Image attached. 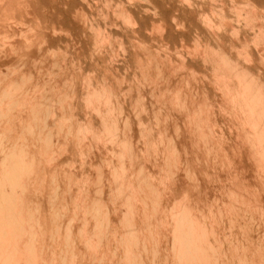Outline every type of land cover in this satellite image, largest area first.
Wrapping results in <instances>:
<instances>
[{"label":"rangeland","instance_id":"obj_1","mask_svg":"<svg viewBox=\"0 0 264 264\" xmlns=\"http://www.w3.org/2000/svg\"><path fill=\"white\" fill-rule=\"evenodd\" d=\"M71 1L72 0H59L57 2V0H52V4H53L52 13H51L52 24L49 28L52 29L53 27V29L52 30L49 29L50 30V36L48 38L49 42H41V43L36 42L37 54L34 58L35 60L34 63L36 64L37 71H45V72L53 71V77H51L50 80L48 78L47 79L42 78L37 75L34 81L35 83L38 82L37 85L42 88L37 91H41V90L42 91L32 94L34 100H31L32 102L31 105H26V106L22 105L21 107V109L23 110L22 115L27 114L23 116L27 120L26 122L31 123L30 128H32L33 131H36L37 135L40 134V136H38V139L40 137V139L46 141L49 138V140H47L48 143L46 144L47 151H44L43 157L39 156V161L41 164L39 165L38 168V176L35 177L34 175L30 179L29 178L24 179V182H21L20 184L18 183L17 185L19 186L20 189L17 188L19 189L17 191L19 192L13 191V189L10 190V195L13 193L16 194L17 197L15 199L19 197L18 202L21 200V204H22V205L20 204V210L22 211L21 214L23 216L22 218L24 219L23 225L25 226V229L21 234L22 248L27 247V249L28 248L31 249L30 246L32 245L31 247L33 248L31 249V252L33 253L34 251V254L36 256L35 258L33 254L35 264H50V263L75 264V262L76 264H98V263L99 264H177L176 263L177 260L175 258L178 257L179 258L177 262H179V260L181 259L180 261L183 264H185L186 261L190 262L188 264H192L193 263L191 262L192 260H188L187 259L188 257L187 258L185 257L189 254L188 252L190 253L192 252L190 254L192 255L193 251L194 250L196 251L194 246L192 247V245L191 246L188 245L189 242L191 244L192 242L194 243V240L193 241L187 240L190 237L189 235H186L187 239L185 238V234H187L185 232H188L189 234L190 229H187L188 228L187 226H184V228L186 227V229H184L181 227L180 224H182V220L186 216L183 215L184 213L188 214V211L189 212L194 211L193 213L196 215L197 218H199L198 220L200 222L205 221L204 222L205 224L203 222L199 223V224L203 223L202 224L203 226L202 225L200 226L204 227L203 230H201V232L203 233V231H207L203 233V235H206L204 237H207L208 231L210 230L208 236L210 241L207 238L208 241L207 243L211 246L209 247V245H206L207 244L205 240L206 238L203 239V237H200V239L202 238L201 240H203L205 244H203L204 243L203 241L202 243L200 241L199 245L203 244L204 248L205 246L206 247L208 246L206 248V251L210 248L208 252L210 251L212 253V256L210 255L209 257H206L205 258L206 260L204 258H201L200 259V261L202 260L201 263L205 262L207 264L209 263L213 264L212 260L215 261L217 259L216 260L217 262H214L215 264H220L221 260L222 262H224L223 260H225V262L229 260L225 264H229V263L232 264V261L233 264H237V262L238 264H241L243 263V261L242 262L240 261L243 260L244 257H246L244 258L246 259L245 264H249V263L254 264L256 260L260 258L264 259V256L262 257V255H264L263 254L264 232H262L264 231L263 230L264 229V151L262 153L263 150L262 147L264 146V140H263L264 136H261V134L264 133V127H263L264 126V122H263L264 121V112H263L264 110L263 109L264 108V0H95V1L73 0L72 2ZM74 1H76L77 4L79 1V4L78 5L75 4L76 2ZM83 1L84 4L81 3ZM39 2H42V0H40ZM66 2H68V4ZM65 4H67L68 6L67 8ZM55 5L58 6L57 9ZM85 6L88 7L85 8ZM170 6L172 8H170ZM88 9L91 12L90 15ZM64 10L66 11V13H64ZM54 12L56 13V15ZM72 13H73V18L71 15ZM94 17H96L97 19H93ZM39 18H41L42 22H45V16L39 14ZM54 19L55 20L58 19L57 23ZM183 20L187 21V23ZM129 21H131L132 23ZM164 24L169 28L167 29V27ZM86 25L92 27L89 28L88 26L86 27ZM66 27L67 29H64ZM141 28L142 30H140ZM164 29H167L165 30L166 32L164 31ZM65 30L67 31L65 32ZM138 32H141L142 35L140 33L138 34ZM66 33L69 34L70 36L66 35ZM173 35L174 37H172ZM65 39L66 42H64ZM77 45L81 50L79 48H76L78 47ZM76 49L77 51L75 52ZM67 50L71 54H69ZM44 51L47 53H45ZM51 62L55 67L52 65ZM39 63H42V65ZM91 63L94 64L91 65ZM228 65H230V69L228 68L229 67ZM235 65L238 66V68L235 67ZM62 66L64 67L62 68ZM178 67L180 68V70ZM155 68L157 69L155 70ZM249 73L251 74V76H253L252 78H250L251 76ZM242 75L245 77H243ZM101 77L103 78L101 79ZM243 78H246V81ZM88 80L89 81L91 80V83ZM87 81L89 82V85ZM63 82H65L66 84ZM235 83H237V85ZM255 83H258V85ZM259 83H261L263 86ZM242 86L247 88V89L245 88L246 91L242 90L244 89ZM68 87L71 89L69 90ZM256 87H258V90ZM239 88L242 89L239 90ZM250 89L254 90L255 93L252 91L247 92V90ZM75 90L77 92H75ZM109 90H111V92H109ZM259 90L260 93H258ZM92 91L96 92V94L93 93ZM71 92L73 94H71ZM179 92L181 93L180 95L177 94ZM250 92H252V94H250ZM65 94L68 97L67 96L65 97ZM91 94H94V96H90ZM254 94L255 97L253 96ZM256 94H259L258 95L259 98L258 96L256 98ZM110 95L113 96L110 97ZM85 96L87 98H85ZM105 96L107 98H102ZM186 96H190L193 104H196L195 106H192V109L189 106V108L191 109L190 113H186L182 109L183 106L181 107L183 101L185 100L183 98H185ZM91 97H96L97 99L96 98L92 99ZM98 97L102 98L104 101L102 99L100 101V98ZM57 98L59 99L55 100ZM138 99L139 101H137ZM250 99L253 101H250ZM47 100L48 101L52 100L54 107H52V105L49 107L48 104H41V101L45 103V101L47 102ZM84 100L85 101L88 100L89 102L87 101L85 103ZM134 100H136V102ZM256 100L259 102V104ZM56 101L60 102L61 104L57 103ZM104 102L105 103L108 102V103L104 104ZM254 102L256 103L255 105ZM118 103L120 104V106ZM179 103H181V105ZM55 104L56 105L58 104L59 106L58 105L56 106ZM123 104L125 105V107ZM80 105L83 106L81 107ZM247 105L248 107H251V110L250 108L247 107ZM256 105L258 107L262 106L260 107L261 109L256 107ZM45 106H47V108L49 107L48 110L47 108L44 110ZM97 107L99 108L98 109L99 111L97 110ZM193 109L197 114L192 111ZM74 110L76 111V114L74 113L75 112ZM97 111L100 114L97 113ZM10 112L11 110L7 109L6 107L3 109V113H4L3 115H7ZM46 112L50 113V115L49 116L46 115ZM96 113L99 114L100 117ZM252 113H255L254 116ZM256 115L258 116L259 119H257ZM101 116L103 118H101ZM39 118L41 122L39 121ZM251 118L252 120L255 121L249 120ZM156 119L158 120V123ZM187 119H191V120L193 119L194 121L182 122L183 120H187ZM81 120L82 122H80ZM203 120L208 121L207 123L208 126L205 125L206 123H203ZM23 121L25 122V120ZM104 122L107 123L105 124ZM164 122L168 124V126H166L167 131H162ZM252 122L255 123L254 127L256 129L253 127ZM259 122L261 124L263 122V124L261 125ZM174 124H178V125L175 126ZM43 125L46 128L48 127V129L44 130ZM59 125H61L62 127L61 126L58 127ZM105 126L106 129L104 128ZM59 128L61 131L59 130ZM111 128H113V130ZM6 130L7 129H5V125H4V127L1 128V131L3 132ZM45 131H51L49 132V136H47L48 132ZM77 131L78 134L80 132L81 135L80 134L78 135L76 133ZM255 131L257 133H255ZM107 132L110 133L107 134ZM164 132H166L169 135L167 137L170 140L168 138L165 139L164 134H162ZM177 132L181 136H179V134H176ZM126 135L131 141V143L127 142L126 144L129 145L130 143V145H132L133 147L135 145L136 149L134 148V153H136L137 155L134 156L135 162L138 160L140 163H142L144 165L143 167L144 170H142V172L147 174V176L152 181H154V184L151 183V190L153 191V189L154 190L156 189V191L158 190L159 192V195L161 197L160 202L162 203V205L154 206L151 203V205L149 206V210L152 212V213L150 212V214L153 215L155 218L159 217L160 219H164V222L162 224H157L154 218L151 222L152 224L151 227L144 225L143 228L137 230L135 228L136 226L135 224L131 225L129 223L131 219H134L136 222V220H139L140 218H146L145 217L146 213H144L145 209L143 210V208L139 203L141 201L142 185L138 187L139 185H137L136 183L128 184L127 181V174L131 176L133 171L136 169L132 168L129 159V153L126 152L125 150L124 137L127 138ZM247 135L250 136L248 137ZM257 135L259 136L258 141L256 139L258 137ZM162 136H163V140H161ZM260 137L263 138L260 139ZM10 139L13 138L10 137ZM10 139L9 137L4 138V136L2 137L0 136V146H3L0 147V154H1L0 162L3 163L7 161L5 162L6 164H9V166L10 165L13 166L12 162L15 161L13 156L17 151L15 150V148L12 149V147L14 146L23 147L21 149L22 151L25 150L24 146H26L27 144H26V140L23 141L17 138V141L13 142V140L11 141ZM177 139L178 141L174 142V140ZM259 141L263 144L262 147L259 146L261 144ZM193 143H196L199 146V149ZM251 146H252V150H251ZM61 147H63V149ZM139 147L140 149H138ZM59 148L61 149V151ZM162 148L164 149V151ZM64 149H66V151ZM209 150L213 153L214 156H212V154L209 155L207 153L209 152ZM220 150L222 151L220 152ZM197 151L199 156L201 154L200 157L196 154ZM140 152L143 153L140 154ZM257 154L258 155L262 154V155H260L259 157L257 156ZM241 155H243L242 158ZM217 156H223L224 166L220 167V164H218V166H216L218 167L217 169L216 168L213 169L211 168V166L208 167L206 161L209 157H210L209 164L213 163L212 160L213 157L215 163L216 164L219 163L220 159H216ZM60 157L63 158V160L65 161H63ZM96 157L99 159H96ZM2 158L5 159L2 160ZM121 159L124 160L122 161ZM186 159L187 161H185ZM162 160L165 163L167 161H170L169 164H171V168L167 170L166 166L164 165L165 163H163ZM54 161L57 162L56 165ZM59 162L64 164L62 165ZM203 162L208 167L209 172L213 169L215 173L214 174H212V172L209 174L207 173V176L209 177H207L205 173L200 174L199 171L201 170V168H203L204 171V168L206 167ZM243 163L245 165H243ZM48 164L50 166L52 164L53 165L51 166L52 168ZM236 166L238 167V169L236 168ZM122 168H123V173H122ZM193 169L195 170L196 174H200L199 177L201 179L198 177L199 179L198 181L201 182L202 184L203 182L205 184L207 183L206 185L207 187H209V189L206 188L205 191L201 190L200 192L203 194V197L205 199L202 197V194L197 193V189L199 188L195 189L191 187L192 183L195 182V179L190 177L191 173L193 172ZM112 170H114L117 173H114V171ZM217 172L219 175H217ZM100 173L102 174L100 175ZM115 174H117L119 177L116 176ZM211 175L213 176L215 175L214 177L216 176L217 177L213 179ZM113 177L114 179L115 177H118L120 180L116 178L115 179L117 181L116 183ZM204 178L205 179L209 178V179L205 180ZM212 179L214 182L216 181V183H214L213 181L211 182L210 180ZM232 179L234 180V182L232 181ZM221 180L224 182H222ZM97 182H99L98 186L100 188L101 197H99L100 198L99 199L97 196V199L94 202V200L92 199H95V194L97 192L95 186ZM218 182H221L220 184L222 185L221 187L222 190H220L219 187L220 185ZM232 182L237 187L240 182L242 184L244 183L245 185L249 184V186L252 188L251 190H253V192L250 193L251 196L257 200L259 199V201L257 203L245 204V205L237 202L235 198H232V196H230V192L227 190V188L231 187L230 185L232 184ZM10 183L13 184L11 180ZM209 183L215 187L210 186ZM58 184L62 186L66 185V187L67 186L73 187L74 189H71L72 197L63 196L60 190L57 188L59 186ZM118 184H119V189H118ZM216 184L219 186L216 187ZM120 185L122 188L120 187ZM130 185L133 186L131 187ZM226 185L228 186L226 187ZM11 187L12 186H10V188ZM201 187L203 189L205 188L204 186ZM211 187L214 189H212ZM210 188L215 192L211 191ZM26 189H28L27 192H25ZM224 189L226 190L224 191ZM206 190L208 192H206ZM194 191L195 193L191 195L192 192ZM220 191H221V195L225 194L224 195L225 199L224 198L223 199L227 201L229 200L227 204H226L227 201H224L221 198L223 197V195L220 197ZM23 192L27 193V197L23 195ZM212 192L214 193L219 192L214 195L217 198L219 197L218 199L220 201L217 200V198H215ZM206 193L210 194V196L213 199L209 197L208 194ZM194 195L197 198L193 197ZM127 196H129L130 199ZM137 196L140 197L139 198L140 200H138ZM209 198L211 200H209ZM125 199L127 201H125ZM13 200L9 199L10 202ZM80 200H82L83 202ZM222 200H223V204L225 205V208L226 206H228V204L230 208L228 207L226 209L223 208L224 205L221 203ZM205 202H207V204L209 202L210 205L209 204L207 205ZM213 202L216 203L218 206L215 207L216 205ZM230 202H232L233 205ZM10 204H12V202ZM62 204H65L67 208L69 206L70 209H68V213L65 212L64 208H62L63 207ZM91 204L99 208L97 220L96 219L92 220L93 219L92 215L95 216V213L93 214L90 213L92 211L91 207H89ZM197 204L199 205V207ZM205 204L207 205V208L204 209ZM193 205H195L194 209H192ZM247 205H249L248 206L249 209ZM196 206L198 208H201L202 206L203 207L201 209H198ZM183 207H185L186 209H184ZM214 207L216 209V214L215 212L213 213V211H215ZM245 207L247 208V212ZM211 208H213V210ZM243 208L245 209V212L241 211V209L243 210ZM202 209H203V214L201 213ZM210 209L212 210V212L210 214H208L209 212L206 213L210 216L209 217L206 216L204 211L206 212V210L209 211ZM227 209L228 211H225ZM236 209L239 212V215L237 214ZM250 209L252 210L253 213L251 212ZM256 209L257 210L261 209L260 210L261 212L259 211V215H257L258 211L256 212L255 211ZM74 210L75 212H73ZM185 210L187 211V213ZM229 210L231 212L233 211L232 215ZM64 212L67 213L66 218L62 216ZM125 212H127L128 214L127 213L125 214ZM198 212L202 215H200ZM227 212L229 214H227ZM254 212L257 215L256 218L253 217L256 216L253 215L255 214ZM102 213L103 215L102 217H100L99 215ZM123 213L125 215H128L129 221L125 219L126 217L124 218ZM218 213L219 215H217ZM233 213H235L236 215H234ZM250 213L253 216H251ZM173 214H176V216H178V218L180 217V219L176 220L178 218H176V216L173 217ZM212 214H215L213 216L217 215V217H212L214 218V221L212 220L213 223L211 222L210 223L211 226H209L208 220H210ZM188 215H190V213ZM218 216H219V220H217ZM226 216H228V218ZM240 216H244V217L246 216L245 220L244 219L241 220ZM203 218L204 220H202ZM233 218L234 219L236 218L235 222L238 223L237 225L234 222ZM257 218L259 219L263 218V219L262 220L258 219L259 222L257 223L256 222ZM114 219L117 221H114ZM239 219L240 222H237L239 221ZM106 220L109 222L112 220L114 221L111 222L112 225L110 228L109 226L111 223L108 222L109 224H107ZM180 220L181 223L179 222ZM34 221L35 223H33ZM174 221H177V223L179 222L180 223V224L178 223L179 226H176L177 223L176 222L174 223ZM218 221H221V223L225 225L223 224L221 225L220 222L218 223ZM243 221H245V223ZM246 221H248L249 224ZM96 222L98 223L97 225ZM227 223L229 225H227ZM240 223H241L240 227L241 226L244 227L243 229L245 231L247 230L246 233L248 232L249 233V234L247 233L248 235L246 234L245 236V232L242 230V228H239L238 225ZM246 223L248 226H251L249 227L250 229L248 228V226H244V224ZM212 224H214V226L216 224V226L212 227ZM259 224H261L260 225L261 228L259 227ZM204 225L210 228L207 229V227ZM219 225L220 227H218L217 229L216 227ZM96 226L98 228H103L105 226L107 231L110 230L108 232H110L111 235L113 233V230L111 229L112 226L115 229L118 228L116 229L118 230V232L115 235L117 236L116 237L117 239L114 240L113 235H112V239H110L111 236H109L110 234L108 232L106 233L101 232L99 239L97 238L98 240H95L96 239L95 238L94 241H91L92 232L89 229L91 227L94 232V228H96ZM118 226L120 227V229ZM227 226L230 227L228 228ZM237 226L238 228H236ZM173 227L174 229H172ZM180 227L182 230L184 229L183 232H181L182 230H180ZM223 227L227 230L229 229L230 233L228 232L229 230L225 231ZM222 228H223V232H222ZM254 228H257L258 230ZM175 229L176 230L178 229V231H176ZM150 230H154V231L157 230V232L155 234H151ZM214 230L218 232L217 234L220 237V239L217 238L218 237L217 235H215L216 237L213 236L214 234H216ZM239 230H241V234ZM254 230H256L255 233ZM137 231H140L139 232L140 234L137 233ZM141 231L143 232V234ZM249 231H251V235ZM176 232L178 235L184 234L183 236L187 242L180 241L178 243L180 246H178L177 242L179 241V239L184 240V238H182V235H180L181 237L178 235L173 236L174 234H176ZM201 232L199 231L200 234L199 235L197 234V237L202 236ZM235 233H237V236ZM29 234L33 236L31 237V235ZM171 234H173L172 236L174 238L178 239L179 237V239L175 240L171 236ZM230 234L232 235L235 234V235L231 237ZM212 236L213 238H211ZM240 236L243 237L240 238ZM258 236L261 238L259 239L260 241H258L259 238ZM172 238L174 240H172ZM237 238L238 240L240 239L241 240L238 241L236 240ZM256 238L257 240H255ZM77 239H78V244H81V247L78 245H74ZM218 239H219L218 242L220 243L216 242V240ZM224 239L226 240L228 239V241L231 242L227 243L228 242L227 241L225 243L226 240L224 241ZM213 240L215 244L217 243V245L218 244L219 245L218 246L214 245ZM244 240H247L248 242ZM251 240L254 241V243L251 242ZM234 241L236 242V244ZM233 243L234 246L233 245H231L232 247L229 246L230 244ZM252 243L253 245L259 247V249L256 247L258 249L257 251L254 246L252 247V245H250ZM258 243H260L261 245H258ZM103 244L104 245L107 244V246L105 247ZM212 244L215 246V248H213L214 246ZM237 244L240 246H238ZM184 245H186L187 247H185ZM92 246L93 247L95 246L96 248L95 247L93 248ZM227 246L228 249L231 247L229 252L227 250L229 254L226 252ZM188 247H191L192 249ZM187 248L189 249V251ZM221 248H224V250ZM248 248L251 249L247 250ZM260 248L263 249L261 250L263 252L262 254ZM215 249H218L217 250L218 253L217 251L214 252ZM241 249H245L243 250V255L242 253H240ZM101 250L104 252L103 254L100 253ZM221 250H223L224 254L223 253L221 254ZM231 250L232 252L237 251L236 252L237 254L235 253L234 255L233 254L234 252L232 253ZM88 251H90V253L92 252L91 254L94 253L95 255L94 256L91 255ZM247 251L251 253L249 254ZM172 254H174V256H172ZM246 254L248 258L249 256L251 257L249 258L250 260H247L248 258ZM254 254L255 256L257 254V256L260 258L256 256L258 258L257 259L254 256ZM260 254L261 256H259ZM80 255L83 258H81ZM190 255H188L189 259H191ZM230 255H233L231 258V260L233 259L232 261L229 259L231 257ZM236 255L237 257H235L236 259L235 260L234 256ZM221 256L223 259L221 258ZM210 257L212 258L210 259ZM208 258L209 260H211L210 262H207ZM172 259L174 263L172 262ZM262 259L258 260L260 264H264L263 263L264 260ZM218 260L220 261L219 263ZM253 260L255 262H250ZM200 261L199 264H201ZM181 262L179 263L182 264ZM194 262H195L194 264H197L196 261ZM257 263L258 262H256V264Z\"/></svg>","mask_w":264,"mask_h":264},{"label":"bare ground","instance_id":"obj_2","mask_svg":"<svg viewBox=\"0 0 264 264\" xmlns=\"http://www.w3.org/2000/svg\"><path fill=\"white\" fill-rule=\"evenodd\" d=\"M40 0H0V136L2 137V136H4V138H6V137H9V139H10V137L11 138H13V139H10L11 141L13 140V142L14 141H17V138H19V139H21V140H26V146H24V148H25V150H22L21 151V149L23 148V147H17V146H14V147H12V149H14L15 148V150L17 151V152H15V154H14V156H13V158H14V162H12L13 163V166H9V164H6L5 162H7V161H5V162H0V264H35V261H34V256H35V254H34V251H33V253L31 252V249L33 248V247H31L30 246V248L31 249H27V247L26 248H22V244H21V237H22V232H23V230L25 229V226L23 225V223H24V219L22 218L23 216H22V214H21V210H20V204H21V200L18 202V198L17 199H15L16 197H17V195L16 194H11L10 195V190L11 189H13V191H16V192H19V191H17V190H19L20 188H19V186L17 185L18 183L20 184L21 182H24V179H30L32 176H34L35 175V177H37L38 176V168H39V165L41 164L40 163V161H39V156H42L43 157V155H44V151H47V148H46V144L48 143L47 142V140H49V138L45 141V140H43V139H40V137H39V139H38V136H40V134L39 135H37L36 134V131H33L32 130V128H30V124L31 123H29V122H26L27 120L25 119V117H23V116H25V115H27V114H25V115H22V109H21V107H22V105L23 106H26V105H31L32 104V102H31V100H34L33 99V97H32V94L33 93H36V92H41V91H37V90H40V89H42L41 87H39L37 84H38V82H36L35 83V77H37V75L38 76H40V77H42V78H48V79H50L51 80V77H53V71H47V72H45V71H37L36 70V64L34 63L35 62V60H34V58H35V56H36V47H37V45H36V42H49L48 41V38H49V36H50V30H52L53 29V27H52V29H50L49 27L51 26V13H52V7H53V4H52V0H42V2H39ZM59 0H57V2H58ZM73 1V0H72ZM71 1V2H72ZM95 1V0H94ZM70 2V3H71ZM74 2H76V1H74ZM87 2V1H86ZM65 3V2H64ZM67 4H68V2H66ZM81 3H83L84 4V1L83 2H81ZM58 4V3H57ZM56 4V5H57ZM60 4V3H59ZM67 4H65L66 5V8L68 7L67 6ZM75 4H77V2L75 3ZM78 4H79V1H78ZM77 4V5H78ZM95 4V3H94ZM55 5V6H56ZM62 5V4H61ZM96 6V5H95ZM83 7H84V5H83ZM88 7V6H87ZM86 6H85V8H87ZM94 7V6H93ZM58 8V6H56V9ZM61 8V7H60ZM72 8V7H71ZM74 8V7H73ZM79 8V7H78ZM170 8H172L171 6H170ZM55 9V10H56ZM65 9V8H64ZM75 9V8H74ZM73 9V10H74ZM84 9V8H83ZM77 10V9H76ZM59 11V10H58ZM85 11V10H84ZM88 11H89V9H88ZM88 11H86V12H88ZM93 11V10H92ZM55 13V12H54ZM64 13H66V11L64 10ZM71 13V12H70ZM90 11H89V15H90ZM189 13H191V12H189ZM39 14H41V15H43V16H45V22H42V20H41V18H39ZM59 14V13H58ZM61 14V13H60ZM69 14V13H68ZM87 14V13H86ZM93 14V13H92ZM53 15V14H52ZM55 15H56V13H55ZM70 15V14H69ZM72 15V18H73V13L71 14ZM65 16V15H64ZM102 16V15H101ZM104 16V15H103ZM190 16H191V14H190ZM52 17H54V16H52ZM62 17V16H61ZM129 17V16H128ZM132 17H133V15H132ZM56 18H57V16H56ZM59 18V17H58ZM80 18V17H79ZM93 19H97L96 17H94ZM134 19V18H133ZM55 20V19H54ZM57 20L58 19H56L55 21H56V23H57ZM60 20V19H59ZM80 20V19H79ZM85 20V19H84ZM136 20V19H135ZM140 20V19H139ZM94 21V20H93ZM137 21V20H136ZM183 21H185V20H183ZM69 22V21H68ZM125 22V21H124ZM129 22H131V21H129ZM135 22V21H134ZM138 22V21H137ZM186 23H187V21H185ZM55 23V24H56ZM89 23H91V22H89ZM97 23H98V21H97ZM132 23V22H131ZM189 23V22H188ZM61 24V23H60ZM87 24V23H86ZM93 24V23H92ZM211 24V23H210ZM79 25H80V22H79ZM99 25V24H98ZM165 25V24H164ZM62 26V25H61ZM88 25H86V27H87ZM134 26V25H133ZM132 26V27H133ZM166 26V25H165ZM189 26H190V24H189ZM57 27V26H56ZM55 27V28H56ZM59 27V26H58ZM82 27V26H81ZM89 27V26H88ZM90 27H92V26H90ZM89 27V28H90ZM136 27V26H135ZM134 27V28H135ZM167 27V26H166ZM209 27V26H208ZM100 28V27H99ZM109 28V27H108ZM169 27H167V29H168ZM50 29V30H49ZM57 29V28H56ZM55 29V30H56ZM59 29V28H58ZM64 29H67V27L66 28H64ZM88 29V28H87ZM94 29V28H93ZM167 29H164V31L165 30H167ZM140 30H142V28L140 29ZM140 30H138V31H140ZM161 30H163V29H161ZM60 31H61V29H60ZM67 30H65V32H66ZM69 31H70V28H69ZM91 31V30H90ZM93 31V30H92ZM156 31H157V29H156ZM155 31V32H156ZM73 32V31H72ZM89 32V31H88ZM135 32V31H134ZM161 32V31H160ZM166 32V31H165ZM261 32V31H260ZM59 33V32H58ZM61 33H62V31H61ZM60 33V34H61ZM68 33V32H67ZM66 33V35H69V34H67ZM92 33V32H91ZM141 34V32H138V34ZM145 33V32H144ZM55 34V33H54ZM74 34V33H73ZM151 34V33H150ZM171 34V33H170ZM53 35V34H52ZM56 35V34H55ZM54 35V36H55ZM65 35V36H66ZM83 35V34H82ZM95 35V34H94ZM142 35V34H141ZM160 35V34H159ZM163 35H164V33H163ZM166 35H167V33H166ZM165 35V36H166ZM70 36V35H69ZM84 36V35H83ZM93 36V35H92ZM151 36V35H150ZM143 37H145V36H143ZM172 37H174V35L172 36ZM70 38V37H69ZM91 38V37H90ZM171 38V37H170ZM169 38V39H170ZM75 39V38H74ZM80 39H81V37H80ZM115 39V38H114ZM41 40V41H40ZM93 40V39H92ZM98 40H100V39H98ZM60 41V40H59ZM58 41V42H59ZM79 41V40H78ZM143 41V40H142ZM162 41H163V38H162ZM64 42H66V39L64 40ZM57 43V42H56ZM63 43V42H62ZM54 44V43H53ZM58 44H60V43H58ZM46 45V44H45ZM48 45V44H47ZM51 45V44H50ZM56 45V44H55ZM53 46V45H52ZM59 46V45H58ZM69 46V45H68ZM78 46V45H77ZM39 47V46H38ZM44 47H46V46H44ZM50 48V47H49ZM66 48V47H65ZM76 48H79V46L78 47H76ZM69 49V48H68ZM74 49V48H73ZM80 49V48H79ZM78 49V50H79ZM119 49V48H118ZM45 50V49H44ZM63 50V49H62ZM81 50V49H80ZM52 51V50H51ZM54 51V50H53ZM77 51V49L75 50V52ZM38 52V51H37ZM45 52V51H44ZM67 52H68V50H67ZM94 52H96V51H94ZM113 52V51H112ZM124 52V51H123ZM45 53H47V52H45ZM69 53V52H68ZM198 53V52H197ZM218 53V52H217ZM222 53V52H221ZM69 54H71V53H69ZM73 55V54H72ZM78 55H81V54H78ZM223 55V54H222ZM43 56V55H42ZM53 56H55V55H53ZM74 56H76V55H74ZM217 56H218V54H217ZM68 57V56H67ZM77 57H79V56H77ZM90 57V56H89ZM221 57H223V56H221ZM52 58V57H51ZM69 58V57H68ZM67 58V59H68ZM185 58V57H184ZM219 58V57H218ZM75 59H76V57H75ZM93 59V58H92ZM132 59V58H131ZM40 60V59H39ZM69 60V59H68ZM72 60V59H71ZM56 61V60H55ZM90 61H91V59H90ZM93 61V60H92ZM221 61V60H220ZM39 62V61H38ZM57 62V61H56ZM68 62V61H67ZM75 62V61H74ZM81 62V61H80ZM94 62V61H93ZM228 62V61H227ZM231 62V61H230ZM52 63V62H51ZM76 63V62H75ZM95 63H97V62H95ZM222 63H223V61H222ZM236 63V62H235ZM39 64H41L42 65V63H39ZM55 64V63H54ZM92 64H94V63H91V65ZM52 65H53V63H52ZM56 65H57V63H56ZM64 65V64H63ZM67 65H68V63H67ZM238 65V64H237ZM39 66V65H38ZM54 66V65H53ZM156 66H157V64H156ZM229 66V67H228ZM227 67L230 69V65H228ZM55 67V66H54ZM64 66H62V68H63ZM83 67V66H82ZM91 67V66H90ZM235 67H237L238 68V66H236L235 65ZM39 68V67H38ZM53 68V67H52ZM52 68H51V70H52ZM69 68V67H68ZM68 68H67V70H68ZM85 68V67H84ZM158 68V67H157ZM157 68H155V70L157 69ZM179 68V67H178ZM40 69V68H39ZM56 69V68H55ZM57 69H58V67H57ZM41 70V69H40ZM179 70H180V68H179ZM58 71V70H57ZM56 71V72H57ZM178 71V70H177ZM236 71V70H235ZM179 72V71H178ZM67 73H69V72H67ZM159 73V72H158ZM180 73V72H179ZM237 73V72H236ZM235 73V74H236ZM56 74V73H55ZM125 74V73H124ZM138 74V73H137ZM250 74V73H249ZM159 75H161V74H159ZM240 75V74H239ZM67 76V75H66ZM68 76H69V74H68ZM75 76H77V75H75ZM138 76V75H137ZM243 76V75H242ZM241 76V77H242ZM250 76H251V74H250ZM250 76H248V77H250ZM64 77V76H63ZM80 77V76H79ZM161 77H163V76H161ZM241 77H239V78H241ZM243 77H245V76H243ZM253 76H251L250 78H252ZM68 78V77H67ZM103 77H101V79H102ZM236 78V77H235ZM249 78V79H250ZM99 79V78H98ZM193 79V78H192ZM222 79H224V78H222ZM243 79H245V81H246V78H243ZM100 80V79H99ZM99 80H98V82H99ZM226 80V79H225ZM242 80V79H241ZM248 80V79H247ZM65 81H67V80H65ZM89 81V80H88ZM87 81V82H88ZM239 81V80H238ZM251 81H252V79H251ZM254 81V80H253ZM256 81V80H255ZM90 83H91V80L89 81ZM89 82H88V85H89ZM94 82V81H93ZM224 82V81H223ZM240 82V81H239ZM257 82H258V80H257ZM63 83H65V82H63ZM234 83V82H233ZM66 84V83H65ZM64 84V85H65ZM77 84V83H76ZM84 84V83H83ZM170 84V83H169ZM236 85H237V83H235ZM255 84H257L258 85V83H255ZM259 84H261V83H259ZM72 85V84H71ZM109 85V84H108ZM178 85V84H177ZM226 85V84H225ZM248 85V84H247ZM252 85V84H251ZM256 85V86H257ZM262 85V84H261ZM69 86H70V84H69ZM81 86V85H80ZM79 86V87H80ZM143 86V85H142ZM234 86V85H233ZM246 86V85H245ZM263 86V85H262ZM64 87H66V86H64ZM84 87V86H83ZM227 87V86H226ZM243 87V86H242ZM69 88V87H68ZM78 88V87H77ZM82 88V87H81ZM141 88H143V87H141ZM244 89H242V88H239V90L240 89H242V90H245L246 91V87H243ZM246 88V89H245ZM248 88H250V87H248ZM255 88V87H254ZM257 88V90H258V87H256ZM260 88V87H259ZM262 88V87H261ZM71 88H69V90H70ZM97 89V88H96ZM95 89V90H96ZM229 89V88H228ZM73 90V89H72ZM78 90V89H77ZM159 90V89H158ZM49 91H51V90H49ZM53 91V90H52ZM94 91V90H93ZM92 91V92H93ZM97 91V90H96ZM132 91H133V89H132ZM248 91H252V92H254V90H247V92ZM66 92H67V90H66ZM75 92H77L76 90H75ZM87 92V91H86ZM109 92H111V90H109ZM129 92V91H128ZM252 92H250V94H252ZM69 93H70V91H69ZM91 93V92H90ZM93 93H95L96 94V92H93ZM99 93H100V91H99ZM120 93V92H119ZM139 93V92H138ZM243 93V92H242ZM245 93V92H244ZM255 93V92H254ZM258 93H260V90H259V92ZM263 93V92H262ZM47 94V93H46ZM71 94H73L72 92H71ZM112 94V93H111ZM135 94V93H134ZM178 95H180L181 93L179 92V93H177ZM176 94V95H177ZM70 95V94H69ZM75 95V94H74ZM99 95V94H98ZM105 95V94H104ZM133 95V94H132ZM259 94H256V98H257V96H258ZM48 96V95H47ZM46 96V97H47ZM63 96V95H62ZM67 95L65 94V97H66ZM90 96H94V94H91ZM89 96V97H90ZM101 96V95H100ZM113 96V95H112ZM111 95H110V97H112ZM135 96V95H134ZM137 96V95H136ZM251 96V95H250ZM254 97H255V94L253 95ZM45 97V98H46ZM64 97V98H65ZM68 97V96H67ZM70 97V96H69ZM97 97V96H96ZM96 97H91L92 99L93 98H96ZM116 97V96H115ZM150 97V96H149ZM152 97V96H151ZM29 98H31V99H29ZM85 98H87L86 96H85ZM98 98H100V97H98ZM102 98H107L106 96L105 97H102ZM102 98H100V101H101V99ZM138 98V97H137ZM247 98H249V97H247ZM246 98V99H247ZM258 98H259V96H258ZM261 98V97H260ZM59 98H57V99H55V100H58ZM72 99V98H71ZM75 99V98H74ZM97 99V98H96ZM125 99V98H124ZM142 99V98H141ZM183 99H185L184 101H183V104L181 105V103H179L180 105H181V107H182V109H183V111H185L186 113H190V111H191V109H192V106H195L196 104H193V102H192V99H191V97L190 96H186L185 98H183ZM251 99H252V97H251ZM250 99V101H253V100H251ZM30 100V101H29ZM41 100V99H40ZM50 100V99H49ZM54 100V99H53ZM63 100V99H62ZM66 100V99H65ZM86 100V99H85ZM84 100V101H85ZM103 100V99H102ZM106 100H108V99H106ZM105 100V101H106ZM116 100V99H115ZM245 100V99H244ZM259 100V99H258ZM263 100V99H262ZM60 101V100H59ZM75 101V100H74ZM88 101V100H87ZM87 101H85V103L87 102ZM97 101V100H96ZM95 101V102H96ZM104 101V100H103ZM135 102H136V100H134ZM137 101H139V99L137 100ZM177 101V100H176ZM247 101V100H246ZM257 101V100H256ZM255 101V102H256ZM23 102H24V104H23ZM57 102V101H56ZM62 102V101H61ZM78 102V101H77ZM89 102V101H88ZM92 102H93V100H92ZM109 102H110V99H109ZM118 102V101H117ZM117 102H116V104H117ZM134 102V103H135ZM144 102V101H143ZM254 102V105L256 104ZM258 102V101H257ZM261 102V101H260ZM57 103H59V104H61L60 102H57ZM80 103V102H79ZM82 103V102H81ZM84 103V104H85ZM108 103V102H107ZM107 103H105L104 102V104H107ZM41 104H48L49 105V107L52 105V107H54L53 105V102H52V100L51 101H48L47 100V102L45 101V103H43L42 101H41ZM89 104V103H88ZM98 104V103H97ZM112 104V103H111ZM119 104V103H118ZM248 104V103H247ZM251 104V103H250ZM258 104H259V102H258ZM257 104V105H258ZM262 104V103H261ZM47 105V106H48ZM56 105V104H55ZM58 105V104H57ZM56 105V106H57ZM64 105V104H63ZM62 105V106H63ZM114 105V104H113ZM124 105V104H123ZM136 105V104H135ZM151 105V104H150ZM157 105H159V104H157ZM244 105V104H243ZM256 105V107H258ZM263 105V104H262ZM37 106V105H36ZM43 106V105H42ZM47 106H45V108H44V110L47 108ZM59 106V105H58ZM76 106H77V104H76ZM81 106V105H80ZM83 106V105H82ZM81 106V107H82ZM92 106V105H91ZM108 106H109V104H108ZM119 106H120V104H119ZM141 106V105H140ZM189 106L191 107V109L189 108ZM252 106V105H251ZM260 106V105H259ZM7 108V109H10L11 110V112L9 113V114H7V115H3L4 113H3V109L4 108ZM48 107V108H49ZM71 107V106H70ZM98 107H99V105H98ZM97 107V110L99 109ZM107 107V106H106ZM124 107H125V105H124ZM153 107V106H152ZM198 107V106H197ZM247 107H248V105H247ZM260 107H262V106H260ZM260 107H258V108H260ZM48 108H47V110H48ZM78 108V107H77ZM248 108H250V110H251V107H248ZM53 109V108H52ZM61 109H63V108H61ZM79 109V108H78ZM95 109V108H94ZM261 109V108H260ZM264 109V108H263ZM46 110V111H47ZM50 110V109H49ZM109 110V109H108ZM107 110V111H108ZM117 110V109H116ZM249 110V109H248ZM257 110V109H256ZM15 111V112H14ZM21 111V112H20ZM75 111V110H74ZM99 111V110H98ZM97 111V113H99ZM122 111V110H121ZM194 113H196L195 112V110L193 109L192 110ZM213 111H215V110H213ZM212 111V112H213ZM13 112V113H12ZM64 112V111H63ZM81 112V111H80ZM110 112V111H109ZM112 112V111H111ZM123 112V111H122ZM133 112H135V111H133ZM146 112V111H145ZM145 112H143V113H145ZM258 112V111H257ZM260 112V111H259ZM261 112H262V110H261ZM260 112V113H261ZM263 112H264V110H263ZM48 112H46V115H50V113H48ZM56 113H58V112H56ZM73 113V112H72ZM75 114H76V111L74 112ZM96 113V114H97ZM107 113V112H106ZM120 113V112H119ZM53 114V113H52ZM100 114V113H99ZM99 114H97V115H99ZM134 114V113H133ZM137 114V113H136ZM139 114V113H138ZM197 114V113H196ZM253 114V116H254V114L255 113H252ZM55 115V114H54ZM53 115V116H54ZM58 115V114H57ZM108 115V114H107ZM123 115V114H122ZM247 115V114H246ZM32 116V115H31ZM59 116V115H58ZM57 116V117H58ZM74 116V115H73ZM80 116V115H79ZM83 116V115H82ZM81 116V117H82ZM121 116V115H120ZM119 116V117H120ZM133 116V115H132ZM155 116H157V115H155ZM249 116V115H248ZM47 117V116H46ZM92 117H93V115H92ZM99 117H100V115H99ZM109 117V116H108ZM117 117V116H116ZM252 117V116H251ZM256 117H257V119H259L258 118V116L256 115ZM49 118V117H48ZM101 118H103L102 116H101ZM107 118V117H106ZM142 118V117H141ZM156 118V117H155ZM262 118V117H261ZM17 120V122H16V120ZM32 119V118H31ZM55 119V118H54ZM115 119V118H114ZM120 119V118H119ZM222 119V118H221ZM23 120H25V122L23 121ZM68 120V119H67ZM116 120V119H115ZM124 120H126V119H124ZM157 120V119H156ZM160 120V119H159ZM249 120H252V118L251 119H249ZM39 121H40V118H39ZM38 121V122H39ZM97 121V120H96ZM166 121V120H165ZM193 122L194 120L192 119H187V120H183L182 122ZM220 121V120H219ZM223 121V120H222ZM252 121H255V120H252ZM262 121V120H261ZM36 122V121H35ZM41 122V121H40ZM63 122V121H62ZM80 122H82V120L80 121ZM102 122V121H101ZM118 122V121H117ZM148 122V121H147ZM156 122V121H155ZM221 122V121H220ZM264 122V121H263ZM263 122H262V124H263ZM34 123V122H33ZM46 123V122H45ZM60 123V122H59ZM105 123V122H104ZM103 123V124H104ZM107 123V122H106ZM105 123V124H106ZM113 123V122H112ZM124 123V122H123ZM157 123H158V120H157ZM203 123H206L205 125L206 126H208L207 125V123H208V121L207 120H203ZM253 123V122H252ZM251 123V124H252ZM260 123V122H259ZM139 124V123H138ZM249 124V123H248ZM250 124V125H251ZM254 124L255 123H253V127H254ZM261 124V123H260ZM261 124V125H262ZM4 125H5V129H7L6 131H1V128L2 127H4ZM55 125V124H54ZM90 125V124H89ZM115 125H117V124H115ZM126 125V124H125ZM143 125H144V123H143ZM175 126H177L178 124H174ZM44 126V125H43ZM61 125H59L58 127H60ZM79 126H80V124H79ZM101 126V125H100ZM128 126V125H127ZM130 126V125H129ZM159 126H161V125H159ZM166 126H168V124H166L165 122H164V124H163V129H162V131H167V129H166ZM196 126V125H195ZM257 126H258V124H257ZM51 127V126H50ZM62 127V126H61ZM117 127V126H116ZM139 127V126H138ZM264 127V126H263ZM83 128V127H82ZM105 129H106V126L104 127ZM157 128H158V126H157ZM199 128V127H198ZM255 128V127H254ZM253 128V129H254ZM258 128H259V126H258ZM261 128H262V126H261ZM46 129H48V127L46 128L45 126H44V130H46ZM73 129V128H72ZM86 129V128H85ZM84 129V130H85ZM110 129V128H109ZM112 130H113V128H111ZM116 129V128H115ZM256 129V128H255ZM59 130H60V128H59ZM74 130H75V128H74ZM78 130V129H77ZM81 130V129H80ZM104 130V129H103ZM138 130V129H137ZM141 130V129H140ZM261 130V129H260ZM12 131V132H11ZM42 131V130H41ZM55 131V130H54ZM61 131V130H60ZM106 131V130H105ZM107 131H108V128H107ZM115 131V130H114ZM159 131H161V130H159ZM176 131V130H175ZM253 131V130H252ZM45 132H48V135L47 136H49V132H51V131H45ZM86 132V131H85ZM117 132V131H116ZM211 132V131H210ZM254 132V131H253ZM257 132H258V129H257ZM256 131H255V133H257ZM260 132H262V131H260ZM259 132V133H260ZM56 133H58V132H56ZM77 134H78V131L76 132ZM101 133V132H100ZM110 132H107V134H109ZM130 133V132H129ZM128 133V134H129ZM161 133V132H160ZM173 133V132H172ZM196 133V132H195ZM209 133V132H208ZM207 133V134H208ZM212 133V132H211ZM68 134H69V131H68ZM79 134H80V132H79ZM78 134V135H79ZM88 134V133H87ZM162 134H164V137H165V139H167L168 137L167 136H169L166 132H164V133H162ZM176 134H179L178 132L176 133ZM254 134V133H253ZM262 134H264V133H262ZM261 134V136H264V135H262ZM81 135V134H80ZM102 135V134H101ZM106 135V134H105ZM124 135V134H123ZM139 135V134H138ZM196 135V134H195ZM204 135V134H203ZM222 135V134H221ZM256 135V134H255ZM254 135V136H255ZM52 136V135H51ZM50 136V137H51ZM107 136V135H106ZM116 136V135H115ZM125 136V135H124ZM127 136V135H126ZM131 136V135H130ZM179 136H181L180 134H179ZM224 136V135H223ZM246 136V135H245ZM248 136V135H247ZM250 136V135H249ZM248 136V137H249ZM258 136V135H257ZM256 136V137H257ZM259 136H260V134H259ZM259 136L256 138L257 139V141H258V139H259ZM24 137V138H23ZM73 137V136H72ZM84 137V136H83ZM123 137V136H122ZM193 137V136H192ZM206 137V136H205ZM57 138V137H56ZM78 138V137H77ZM112 138V137H111ZM118 138V137H117ZM147 138V137H146ZM145 138V139H146ZM160 138V137H159ZM263 138V137H262ZM261 137H260V139H262ZM80 139V138H79ZM98 139V138H97ZM107 139V138H106ZM115 139V138H114ZM131 139V138H130ZM169 139V138H168ZM181 139H182V137H181ZM195 139V138H194ZM84 140H85V138H84ZM113 140V139H112ZM111 140V141H112ZM116 140V139H115ZM133 140V139H132ZM161 140H163V136H162V138H161ZM170 140V139H169ZM173 140V139H172ZM196 140V139H195ZM246 140V139H245ZM248 140V139H247ZM264 140V139H263ZM52 141V140H51ZM76 141V140H75ZM176 141H178V139L177 140H174V142H176ZM254 141V140H253ZM261 141V140H260ZM259 141V142H260ZM61 142H63V141H61ZM67 142V141H66ZM70 142V141H69ZM106 142V141H105ZM127 142H130L131 143V141L129 140V138H128V136H127V138H125L124 137V143H125V150H126V152H128L129 153V159H130V162H131V166H132V168L133 169H136V170H134L133 171V173H132V175L131 176H129V174H127V181H128V184H137V185H139L138 187H140V185H142L141 187H142V195H141V201L139 202L140 203V205H141V207L143 208V210H144V213H146V218H140L139 220H136V222H135V220L134 219H131L130 221H129V219H128V215H125L127 212H125V214H124V218L125 219H127L128 221H129V223L132 225H136L135 226V228L138 230V229H141V228H143L144 227V225H146V226H149V227H151L152 226V224H151V222H152V220L155 218L153 215H151L150 214V210H149V206L151 205V203L154 205V206H160V205H162V203L160 202L161 201V197H160V195H159V192H158V190L156 191V189L154 190L153 189V191L151 190V183L152 184H154V181H152L148 176H147V174H145V173H143L142 172V170H144V165L142 164V163H140L138 160H137V158H136V162H135V158H134V156H137L136 155V153H134V148H135V145H134V147L132 146V145H130V143H129V145L128 144H126ZM134 142V141H133ZM146 142V141H145ZM151 142V141H150ZM166 142H167V140H166ZM183 142H184V140H183ZM256 142V141H255ZM50 143V142H49ZM71 143V142H70ZM69 143V144H70ZM77 143H79V142H77ZM157 143V142H156ZM251 143H253V142H251ZM250 143V144H251ZM261 143V142H260ZM21 144V143H20ZM135 144H137V143H135ZM168 144V143H167ZM171 144V143H170ZM193 144H195V146L199 149V146L196 144V143H193ZM232 144V143H231ZM259 144V143H258ZM22 145V144H21ZM49 145V144H48ZM65 145V144H64ZM73 145V144H72ZM143 145V144H142ZM177 145V144H176ZM204 145V144H203ZM19 146V145H18ZM70 146V145H69ZM122 146V145H121ZM159 146V145H158ZM201 146V145H200ZM250 146V145H249ZM254 146V145H253ZM259 146H263V144L261 143ZM0 147H3V146H0ZM79 147V146H78ZM138 147V146H137ZM143 147V146H142ZM162 147V146H161ZM234 147V146H233ZM62 149H63V147H61ZM73 148V147H72ZM160 148V147H159ZM258 148H260V147H258ZM263 148V150H262V153H263V151H264V146L262 147ZM49 149V148H48ZM60 149V148H59ZM136 149V148H135ZM138 149H140V147L138 148ZM146 149V148H145ZM163 149V148H162ZM254 149V148H253ZM65 151H66V149H64ZM142 150V149H141ZM172 150V149H171ZM251 150H252V146H251ZM2 151V150H1ZM60 151H61V149H60ZM84 151V150H83ZM138 151H140V150H138ZM137 151V152H138ZM163 151H164V149H163ZM206 151H207V149H206ZM222 150H220V152H221ZM11 152H12V150H11ZM75 152V151H74ZM147 152V151H146ZM174 152V151H173ZM179 152V151H178ZM245 152H248V151H245ZM14 153V152H13ZM59 153H61V152H59ZM141 153H143V152H140V154ZM209 155L210 154H212V156H214L213 155V153L209 150V152H207ZM254 153V152H253ZM260 153V152H259ZM258 153V154H259ZM6 154V153H5ZM10 154V153H9ZM50 154V153H49ZM120 154V153H119ZM163 154V153H162ZM191 154V153H190ZM197 155H198V151H197V153H196ZM205 154V153H204ZM249 154V153H248ZM255 154V153H254ZM257 154V156H259L260 157V155H262V154H260V155H258ZM1 155V154H0ZM7 155V154H6ZM54 155V154H53ZM62 155V154H61ZM179 155V154H178ZM203 155V154H202ZM47 156V155H46ZM45 156V157H46ZM51 156V155H50ZM97 156V155H96ZM116 156V155H115ZM121 156H122V154H121ZM186 156V155H185ZM184 156V157H185ZM199 156V155H198ZM200 156H201V154H200ZM199 156V157H200ZM242 156L243 155H241V158H242ZM11 157V156H10ZM59 157V156H58ZM118 157V156H117ZM128 157V156H127ZM166 157V156H165ZM178 157V156H177ZM191 157V156H190ZM211 157V156H210ZM210 157L207 159V166L208 167H210L211 166V168H218V167H216V166H218V164H220V167H222V166H224V159H223V156H217L216 157V159H220L219 160V163H215V161H214V157L212 158V160H213V163L212 164H209V162H210ZM47 158V157H46ZM61 158V157H60ZM123 158V157H122ZM197 158V157H196ZM3 159H5V158H2V160ZM62 160H63V158H61ZM96 159H99V158H97L96 157ZM170 159V158H169ZM56 160H57V158H56ZM55 160V161H56ZM122 160V159H121ZM124 160V159H123ZM122 160V161H123ZM141 160V159H140ZM195 160H197V159H195ZM11 161V160H10ZM46 161H48V160H46ZM52 161V160H51ZM54 161V162H55ZM60 161V160H59ZM63 161H65V160H63ZM62 161V162H63ZM101 161V160H100ZM111 161V160H110ZM166 161V160H165ZM185 161H187V159L185 160ZM121 162V161H120ZM162 162L163 163H165L163 160H162ZM196 162V161H195ZM217 162V161H216ZM237 162V161H236ZM51 163V162H50ZM56 163L57 162H55V165H56ZM60 163V162H59ZM58 163V164H59ZM92 163V162H91ZM170 163V161H167L164 165L166 166V168H167V170L168 169H170L171 168V164H169ZM204 163V162H203ZM60 164H62V163H60ZM64 164V163H63ZM62 164V165H63ZM205 164V163H204ZM206 164H205V166H206ZM49 165V164H48ZM243 165H245L244 163H243ZM50 166V165H49ZM49 166H47V167H49ZM51 166H53L52 164H51ZM50 166V167H51ZM205 167L204 168V171H203V168H201V170L199 171V173L200 174H203V173H205L206 174V176H207V173L209 174V173H211L212 172V174H214L215 173V171H213V169L209 172L208 170V167ZM11 167V168H10ZM219 167V168H220ZM52 168V167H51ZM50 168V169H51ZM236 168L238 169V167L236 166ZM50 169H49V171H50ZM58 169V168H57ZM121 169V168H120ZM138 169V170H137ZM261 169V168H260ZM166 170V169H165ZM100 171V170H99ZM112 171H114V170H112ZM125 171V170H124ZM197 171V170H196ZM221 171H222V168H221ZM151 172H152V170H151ZM47 173V172H46ZM67 173V172H66ZM114 173H117V172H115L114 171ZM122 173H123V168H122ZM193 173H194V176H193ZM12 174V175H11ZM87 174V173H86ZM102 173H100V175H101ZM139 174H141V175H139ZM200 174H196V172H195V170L193 169V172L191 173V176L190 177H192L193 179H195V182L194 183H192V188H195V189H197V188H199V189H197V193H200L201 192V190H204L205 191V189L206 188H208L209 189V187H207V183L205 184L204 182H203V184L201 183V182H199L198 180V177H199V175ZM12 177H11V176ZM78 175V174H77ZM98 175V174H97ZM109 175V174H108ZM116 176H118L117 174H115ZM115 175H113V176H115ZM172 175V174H171ZM217 175H219L218 174V172H217ZM107 176V175H106ZM124 176V175H123ZM126 176V175H125ZM179 176V175H178ZM203 176V175H202ZM206 176H205V178H206ZM212 177H213V179L214 178H216V177H214L213 175H211ZM11 177V178H10ZM109 177V176H108ZM112 177V176H111ZM119 177V176H118ZM118 177H115V179L117 178V179H119ZM189 177V178H190ZM207 177H209V176H207ZM219 177V176H218ZM260 177V176H259ZM200 178V177H199ZM204 178V179H205ZM47 179V178H46ZM77 179H79V178H77ZM86 179V178H85ZM94 179V178H93ZM107 179V178H106ZM113 179H114V177H113ZM114 179V180H115ZM122 179V178H121ZM201 179V178H200ZM207 179H209V178H207ZM207 179H205V180H207ZM213 179L212 180H210L211 182L213 181ZM218 179V178H217ZM220 179H222V178H220ZM219 179V180H220ZM10 180L13 182V184L12 183H10ZM69 180H70V178H69ZM90 180V179H89ZM98 180V179H97ZM120 180V179H119ZM118 180V181H119ZM203 180V179H202ZM31 181V180H30ZM47 181V180H46ZM68 181V180H67ZM108 181V180H107ZM116 181V180H115ZM122 181V180H121ZM192 181V180H191ZM218 181V180H217ZM222 181V180H221ZM232 181L234 182V180L232 179ZM66 182V181H65ZM86 182V181H85ZM207 182V181H206ZM210 182V183H211ZM214 182V181H213ZM222 182H224V181H222ZM232 182V184L230 185L231 187H229V188H227V190L230 192V196H232V198H235L236 199V201L237 202H239L240 204L242 203V204H252V203H257L258 201H259V199L257 200V199H255V198H253L252 196H251V192H253V190H251L252 188L249 186V184L248 185H245L244 183L242 184L241 182L239 183V185H238V187L234 184ZM57 183H58V181H57ZM79 183V182H78ZM98 183L99 182H97V184H96V186H95V188L97 189L96 191V194H95V199H92V200H94V202H95V200L97 199V196H98V198L99 197H101L100 196V188H99V186H98ZM112 183H114V182H112ZM116 183H117V181H116ZM115 183V184H116ZM184 183V182H183ZM209 183V184H210ZM214 183H216V181L214 182ZM219 183V185H217L216 184V187L217 186H219L220 187V190H222L221 189V187H222V185L220 184L221 182H218ZM111 184V183H110ZM114 184V185H115ZM143 184H144V186H143ZM185 184V183H184ZM223 184H225V183H223ZM12 186L11 188H10V186ZM59 186L57 187L59 190H60V192L62 193V195L63 196H69V197H72V190L71 189H74L73 187H70V186H67L66 187V185H64V186H62V185H60V184H58ZM122 185V184H121ZM121 185H120V187H121ZM213 185H215V184H213ZM18 186V187H17ZM123 186V185H122ZM131 186V185H130ZM133 186V185H132ZM131 186V187H132ZM188 186V185H187ZM200 186V187H199ZM201 186H204L205 188L203 189ZM210 186H212L211 184H210ZM228 185H226V187H227ZM88 187V186H87ZM116 187V186H115ZM114 187V188H115ZM130 187V188H131ZM137 187V188H138ZM212 187H215V186H212ZM211 187V188H212ZM225 187V188H226ZM17 188H19V189H17ZM22 188V187H21ZM84 188V187H83ZM122 188V187H121ZM187 188V187H186ZM211 188H210V190H211ZM118 189H119V184H118ZM212 189H214V188H212ZM217 189V188H216ZM215 189V190H216ZM219 189V188H218ZM76 190V189H75ZM128 190V189H127ZM226 189H224V191H225ZM28 191V189H26V191L25 192H27ZM115 191H117V190H115ZM211 191H214V190H211ZM210 191V192H211ZM219 191V190H218ZM224 191H222V192H224ZM227 191V192H228ZM25 192H23V195L25 196V197H27V193H25ZM74 192V191H73ZM119 192V191H118ZM206 192H208L207 190H206ZM215 192V191H214ZM214 192H212L213 193V195L214 194H216V193H219V192H216V193H214ZM22 193V192H21ZM41 193V192H40ZM103 193V192H102ZM193 193H195V191L194 192H192V194L191 195H193ZM121 194V193H120ZM187 194V193H186ZM200 194H202V193H200ZM206 194H208V193H206ZM227 194V193H226ZM229 194V193H228ZM256 194V193H255ZM197 195V194H196ZM204 195H205V193H204ZM223 195V197H221ZM221 195V191H220V197L223 199H225V194H222ZM54 196V195H53ZM200 196V195H199ZM198 196V197H199ZM207 196V195H206ZM208 196L209 197H211L210 196V194H208ZM215 196V195H214ZM213 196V197H214ZM14 197V198H13ZM52 197V196H51ZM128 198H129V196H127ZM193 197H196L195 195L193 196ZM202 197H203V194H202ZM228 197V196H227ZM23 198V197H22ZM22 198H20V199H22ZM126 198V197H125ZM137 198H138V200H140L139 198L140 197H138L137 196ZM192 198V197H191ZM197 198V197H196ZM204 198V197H203ZM212 198V197H211ZM215 198H217L216 196H215ZM219 198V197H218ZM217 198V200H219ZM231 198V199H232ZM9 199H14L13 201H11L12 202V204H13V207H12V204H10L11 202L9 201ZM100 199V198H99ZM130 199V198H129ZM194 199V198H193ZM205 199V198H204ZM213 199V198H212ZM223 199V200H224ZM230 199V198H229ZM91 200V199H90ZM91 200V201H92ZM192 200V199H191ZM195 200V199H194ZM201 200H202V198H201ZM207 200H208V197H207ZM206 200V201H207ZM209 200H211L210 198H209ZM216 200V201H217ZM223 200L221 201V203L223 204ZM49 201V200H48ZM47 201V202H48ZM80 201H82V200H80ZM125 201H127L126 199H125ZM203 201H205V200H203ZM213 201V200H212ZM220 201V200H219ZM224 201H227V200H224ZM229 201V200H228ZM228 201L226 202V204L228 203ZM234 201V200H233ZM83 202V201H82ZM87 202V201H86ZM98 202V201H97ZM115 202V201H114ZM209 202H211V201H209ZM209 202H208V204H209ZM215 202V201H214ZM213 202V203H214ZM127 203V202H126ZM125 203V204H126ZM191 203V202H190ZM195 203V202H194ZM198 203V202H197ZM206 204H207V202H205ZM219 203V202H218ZM230 203H232V202H230ZM129 204V203H128ZM173 204H175V203H173ZM187 204V203H186ZM201 204V203H200ZM204 205V209L205 208H207V205ZM216 206L215 207H217L218 205L216 204V203H214ZM235 204V203H234ZM22 205V204H21ZM82 205V204H81ZM102 205V204H101ZM100 205V206H101ZM181 205V204H180ZM198 205V204H197ZM203 205V204H202ZM210 205V204H209ZM224 205V204H223ZM232 205H233V203H232ZM237 205V204H236ZM261 205V204H260ZM62 208H64L65 209V212H67L68 213V209H70L69 208V206H68V208L65 206V204H62ZM98 206V205H97ZM99 206V207H100ZM182 206V205H181ZM185 206V205H184ZM195 205H193V208L192 209H194L195 207H194ZM206 206V207H205ZM235 206V205H234ZM242 206V205H241ZM249 205H247V207H248ZM89 207H91V209H92V211L90 212V213H95V216L94 215H92V217H93V219L92 220H97V218H98V211H99V208H97V207H95L93 204H91ZM104 207H106V206H104ZM129 207V206H128ZM153 207V206H152ZM173 207V206H172ZM187 207V206H186ZM197 207V206H196ZM198 207H199V205H198ZM197 207V208H198ZM203 207V206H202ZM201 207V208H202ZM209 207V206H208ZM213 207V206H212ZM215 207H214V209H215ZM221 207V206H220ZM220 207H219V210H220ZM223 207V206H222ZM230 208L229 207V204H228V206H226V208ZM252 207V206H251ZM253 207H254V205H253ZM22 208V207H21ZM184 209H186L185 207H183ZM201 208H198V209H201ZM210 208V207H209ZM208 208V209H209ZM223 208H225V205H224V207ZM225 208V209H226ZM235 208V207H234ZM246 208V207H245ZM79 209V208H78ZM108 209V208H107ZM106 209V210H107ZM159 209V208H158ZM181 209V208H180ZM212 210H213V208H211ZM209 210V211H207L206 210V212L204 211V213L206 214L207 212H209L208 214H210L211 212H212V210ZM237 209H238V206H237ZM237 209H236V211H237ZM248 209H249V207H248ZM255 209V208H254ZM261 209H262V206H261ZM261 209H259V210H255L256 212L258 211V213H257V215H259V211L261 210ZM35 210V209H34ZM76 210H77V208H76ZM109 210V209H108ZM123 210V209H122ZM121 210V211H122ZM156 210V209H155ZM183 210V209H182ZM251 210V209H250ZM154 211V210H153ZM158 211V210H157ZM186 211V210H185ZM199 211V210H198ZM225 211H228V209L227 210H225ZM230 211V210H229ZM241 211L242 212H245V209L243 208V210L241 209ZM254 211V210H253ZM64 212V214H62V216L63 217H65L66 218V216H67V213H65ZM73 212H75V210L73 211ZM110 212V211H109ZM174 212V211H173ZM183 212V211H182ZM194 211H188V214L190 213V215H188V214H183L184 216H185V218L182 220V224H180L181 223V220L178 222L180 225H181V227L182 228H184V226H187L188 228L187 229H190V232H189V234H188V232H185V233H187V234H185V238H186V235H189L190 237H189V239H187V240H191V241H193L194 240V243L192 242V244L189 242L188 243V245L189 246H191L192 245V247L194 246V248L196 249V251L194 250V248H193V254L192 255H190L191 253L190 252H188L189 254L188 255H190L191 256V259H189V256L187 255V253H186V257L185 258H187L188 260H192L191 262H193L192 264H194L195 262L194 261H196L197 262V264H199V261H200V259L201 258H206V257H209L210 255L212 256V253L210 254L209 252H208V250L210 249H208L207 251H206V248L208 247H206L205 246V248H204V246H203V244H205V242L203 241V240H201L200 239V237H203V239H205L206 240V243L208 242L207 241V238H208V236H209V231H208V235H207V237H204V236H206V235H203V233L204 232H207V231H203V233L201 232V230H203V228L204 227H201L200 225H202L204 222L203 221H201V222H203L202 224H199V223H201L198 219L199 218H197L196 217V215L193 213ZM200 212V211H199ZM198 212V213H199ZM215 212V214H216V209H215V211H213V213ZM231 212V211H230ZM233 212V211H232ZM232 212H231V215H232ZM246 212H247V208H246ZM248 212H249V210H248ZM251 212H252V210H251ZM261 212V211H260ZM27 213H28V211H27ZM152 213V212H151ZM175 213V212H174ZM186 213H187V211H186ZM197 213V212H196ZM201 213L203 214V209H202V211H201ZM222 213V212H221ZM241 213V212H240ZM253 213V212H252ZM255 213V212H254ZM53 214V213H52ZM110 214V213H109ZM128 214V213H127ZM131 214V213H130ZM160 214V213H159ZM200 214V213H199ZM198 214V215H199ZM202 214H200V215H202ZM208 214H206V216H209ZM215 214H212L211 215V218L212 217H217V215H219V213L216 215V216H213V215H215ZM227 214H229L228 212H227ZM234 215H236L235 213H233ZM237 214L239 215V212L237 211ZM242 214V213H241ZM243 214H246V213H243ZM251 214V213H250ZM250 214H249V216H250ZM262 214V213H261ZM102 215H103V213L102 214H100L99 216L100 217H102ZM177 215H178V213H177ZM181 215V214H180ZM233 215V216H234ZM253 215H256V213L255 214H253ZM252 214H251V216H253ZM257 215L256 216H253V217H257ZM36 216V215H35ZM55 216V215H54ZM174 216H176V214H173V217ZM205 216V215H204ZM222 216V215H221ZM247 216V215H246ZM245 216V217H246ZM32 217V216H31ZM57 217V216H56ZM112 217V216H111ZM122 217V216H121ZM210 217V216H209ZM227 218H228V216H226ZM238 217V216H237ZM241 217V220L242 219H244L245 220V217L244 216H240ZM242 217H244V218H242ZM248 217V216H247ZM108 218V217H107ZM123 218V219H124ZM156 218H158V219H156ZM155 218V222L157 223V224H162L163 222H164V219H160L159 217H156ZM170 218H172V217H170ZM176 218H178V216H176ZM176 218H173V219H176ZM181 218H182V216H181ZM201 218V217H200ZM210 218V220H208L209 222H208V224H209V226H211L210 225V223L212 222V220L214 221V218H212L211 219ZM222 218H224V217H222ZM231 218V217H230ZM229 218V219H230ZM249 218V217H248ZM252 218V217H251ZM31 219H33V218H31ZM103 219V218H102ZM105 219V218H104ZM122 219V220H123ZM173 219H172V221H173ZM180 219V217L178 218V219H176V220H179ZM209 219V218H208ZM234 219V218H233ZM259 218H257L256 219V222L258 223L259 222V220L261 219H259ZM263 219V218H262ZM261 219V220H262ZM57 220V219H56ZM202 220H204V218L202 219ZM217 220H219V216H218V218H217ZM217 220H215V221H217ZM221 220V219H220ZM225 220H226V218H225ZM235 220H236V218L234 219V222H235ZM237 220H238V218H237ZM250 220V219H249ZM255 220V219H254ZM258 220V221H257ZM55 221V220H54ZM103 221V220H102ZM114 221H117V220H115L114 219ZM113 220L112 221H107L106 220V222H107V224H109V223H111V222H114ZM167 221V220H166ZM207 221V220H206ZM231 221V220H230ZM37 222V221H36ZM89 222H91V221H89ZM105 222V221H104ZM109 222V223H108ZM177 223V221H174V223ZM220 222V224L222 225L223 223H221V221H218V223ZM222 222H224V221H222ZM237 222H240V219H239V221H237ZM244 223H245V221H243ZM248 224H249V222L248 221H246ZM256 222H255V224H256ZM263 222V221H262ZM33 223H35V221L33 222ZM55 223V222H54ZM173 223V222H172ZM178 223H177V225L176 226H179L178 225ZM213 223V222H212ZM236 223V222H235ZM247 223L246 224H244V226H248L247 225ZM251 223V222H250ZM253 223V222H252ZM37 224V223H36ZM95 224V223H94ZM98 223L96 222V225H97ZM205 224V223H204ZM238 223H236V225H237ZM27 225V224H26ZM54 225V224H53ZM103 225V224H102ZM111 225H112V223L110 224V226H109V228L111 227ZM223 225H225V224H223ZM227 225H229L228 223H227ZM240 225H241V223L238 225L239 226V228H242V230L245 232V236H246V234L248 233H246V231L243 229L244 227H240ZM242 225H243V223H242ZM251 225V224H250ZM260 225L261 224H259V227H260ZM263 225V224H262ZM31 226V225H30ZM101 226V225H100ZM113 226H115V225H113ZM113 226H112V230H113V233H112V235H113V239L114 240H116L117 238V236H115L116 234H117V232H118V230H116V229H118V228H113ZM168 226V225H167ZM175 226V225H174ZM203 226V225H202ZM204 226H206V225H204ZM214 226V224H212V227ZM215 226H216V224H215ZM214 226V227H215ZM238 226L236 227V228H238ZM254 226V225H253ZM29 227V226H28ZM103 227V226H102ZM119 227V226H118ZM155 227V226H154ZM181 227H180V230H182L181 229ZM207 227V226H206ZM218 227H220V225L219 226H217L216 228L218 229ZM225 227V226H224ZM223 227V228H224ZM228 228L230 227V226H227ZM249 227H251V226H248V228ZM256 227V226H255ZM58 228V227H57ZM75 228V227H74ZM126 228V227H125ZM175 228H177V227H175ZM208 228H210V227H207V229ZM223 228H222V232H223ZM246 228V227H245ZM261 228V227H260ZM33 229V228H32ZM69 229V228H68ZM119 229H120V227H119ZM172 229H174V227L172 228ZM184 229H186V227L184 228ZM184 229L181 231V232H183L184 231ZM225 229V228H224ZM235 229V228H234ZM250 229V228H249ZM248 229V230H249ZM254 229H256V230H258L257 228H254ZM28 230V229H27ZM30 230H31V228H30ZM91 232H92V234H91V238H92V240L91 239H89V240H91V241H94V239L95 240H98L99 239V237H100V235H101V232H103V233H106V232H108V231H110V230H106V228H105V226L103 227V228H98L97 226H96V228H94V232H93V230H92V228L90 227V229H89ZM135 230V229H134ZM176 230V229H175ZM205 230V229H204ZM213 230V229H212ZM227 229H225V231H226ZM229 230V229H228ZM227 230V231H228ZM251 230H253V229H251ZM256 230H254V233H255V231ZM264 230V229H263ZM68 231V230H67ZM151 231V234H155L156 232H157V230H150ZM176 231H178V229L176 230ZM199 231L201 232V235L202 236H199V237H197V234L199 235L200 233H199ZM240 231V234H241V230H239ZM83 232V231H82ZM140 231H137V233H139ZM142 232V231H141ZM173 232V231H172ZM175 232V231H174ZM180 232V231H179ZM180 232V233H181ZM212 232V231H211ZM214 232H216L215 230H214ZM229 233H230V230L228 231ZM243 232V233H244ZM250 232V235H251V231H249ZM262 232H264V231H262ZM26 233V232H25ZM33 233V232H32ZM81 233V232H80ZM85 233V232H84ZM109 234H110V232H108ZM213 233V232H212ZM218 232H216V234H214L213 236H215V235H217L218 236V234H217ZM234 233V232H233ZM259 233V232H258ZM70 234V233H69ZM69 234H67V235H69ZM140 234V233H139ZM142 234H143V232H142ZM221 234V233H220ZM236 234V236H237V233H235ZM234 234V235H235ZM249 234V233H248ZM247 234V235H248ZM260 234V233H259ZM29 235H31V234H29ZM112 235L110 234L109 236H111L110 237V239H112ZM132 235V234H131ZM173 234H171V236H172ZM178 234H177V232H176V234H174L173 236H177ZM180 235H182V234H180ZM180 235H178V236H180ZM184 235V234H183ZM182 235V238H184V236ZM225 235V234H224ZM234 235H232V234H230V236L232 237V236H234ZM239 235V234H238ZM249 235V236H250ZM252 235H254V234H252ZM264 235V234H263ZM33 235H31V237H32ZM105 236V235H104ZM107 236V235H106ZM114 236H115V238H114ZM172 236V237H173ZM213 236L211 237V238H213ZM226 236V235H225ZM229 236V237H230ZM236 236H235V238H236ZM244 236V235H243ZM243 236H240V238L241 237H243ZM60 237V236H59ZM181 237V236H180ZM216 237V236H215ZM222 237H223V235H222ZM227 237H228V235H227ZM226 237V238H227ZM230 237V238H231ZM252 237V236H251ZM259 237V236H258ZM257 237V238H258ZM33 238H35V237H33ZM41 238H42V236H41ZM77 238H79V237H77ZM98 238V239H97ZM174 238V237H173ZM172 238V240H176L177 238H174L173 239ZM185 238H184V240L183 239H179V237H178V239H179V241L177 242V245L178 246H180L178 243L180 242V241H183V242H185L186 240H185ZM200 240H199V239ZM217 238H219L220 239V237L218 236ZM235 238H234V240H235ZM257 238L255 239V240H257ZM264 238V237H263ZM101 239H102V237H101ZM118 239H120V238H118ZM125 239V238H124ZM177 239V240H178ZM198 239V240H197ZM219 239L218 240H216V242H218L219 241ZM223 239V238H222ZM244 239H245V237H244ZM252 239V238H251ZM259 239H261L260 237L258 238V241H260ZM208 240H209V238H208ZM226 239H224V241H225ZM236 240H238V238L236 239ZM241 240V239H240ZM240 240H238V241H240ZM248 240V239H247ZM247 240H244V241H247ZM253 240V239H252ZM251 240V242H253L254 243V241H252ZM90 241V242H91ZM122 241V240H121ZM132 241V240H131ZM157 241V240H156ZM200 241H201V243H202V241L204 242L202 245H199V243H200ZM210 241V240H209ZM212 241V240H211ZM228 241V239L225 241V243ZM249 241V240H248ZM247 241V242H248ZM264 241V240H263ZM30 242V241H29ZM33 242V241H32ZM124 242V241H123ZM173 242V241H172ZM187 242V241H186ZM213 242H214V240H213ZM231 241H228L227 243H230ZM235 242V241H234ZM28 243V242H27ZM88 243V242H87ZM94 243V242H93ZM112 243V242H111ZM130 243V242H129ZM211 243V242H210ZM218 243H220V242H218ZM239 243V242H238ZM245 243V242H244ZM253 243L252 244H250V245H252V247L254 246L255 248L257 247L258 249H259V247L258 246H255V245H253ZM98 244V243H97ZM136 244V243H135ZM175 244V243H174ZM173 244V245H174ZM187 244V243H186ZM214 245H217V243L215 244V242L213 243ZM212 244V245H213ZM222 244V243H221ZM235 244H236V242H235ZM240 244V243H239ZM246 244V243H245ZM249 244V243H248ZM257 244V243H256ZM262 244H263V242H262ZM24 245V244H23ZM30 245V244H29ZM68 245V244H67ZM74 245H78V246H80L81 247V244H78V239L75 241V244ZM82 245H83V243H82ZM89 245V244H88ZM101 245V244H100ZM104 245V244H103ZM132 245V244H131ZM183 245V244H182ZM181 245V246H182ZM206 245H209L208 243L206 244ZM213 245V246H214ZM219 245V244H218ZM217 245V246H218ZM227 245V244H226ZM229 245V244H228ZM231 245H233L234 246V243L233 244H230L229 246H231ZM238 245V244H237ZM247 245V244H246ZM258 245H261L260 243H258ZM105 247L107 246V244L106 245H104ZM160 246V245H159ZM175 246V245H174ZM185 247H187L186 245H184ZM211 245H209V247H210ZM221 246V245H220ZM219 246V247H220ZM223 246H224V244H223ZM238 246H240V245H238ZM248 246V245H247ZM263 246V245H262ZM93 247V246H92ZM95 247V246H94ZM93 247V248H94ZM218 247V248H219ZM222 247V246H221ZM232 247V246H231ZM230 247V248H231ZM246 247V246H245ZM261 247V246H260ZM89 248H90V246H89ZM96 248V247H95ZM134 248V247H133ZM132 248V249H133ZM181 248V247H180ZM188 248H190V249H192L191 247H188ZM187 248V249H188ZM213 248H215V246L213 247ZM213 248H211V249H213ZM217 248V247H216ZM227 249H226V252H227V250H228V252H229V250H230V248L228 249V246L226 247ZM243 248H244V245H243ZM247 248V247H246ZM256 248V251L258 250ZM27 249V250H26ZM174 249H175V247H174ZM177 249H178V247H177ZM183 249V248H182ZM181 249V250H182ZM185 249V248H184ZM186 249V250H187ZM221 249H223L224 250V248H221ZM251 249V248H250ZM249 248L247 249V250H250ZM34 250V249H33ZM180 250V251H181ZM218 249H215V251L214 252H216ZM223 250H221V254L223 253ZM243 250H245V249H241V251H240V253H242V255H243ZM261 250H263V249H261L260 248V251ZM128 251V250H127ZM130 251V250H129ZM174 251V250H173ZM176 251V250H175ZM188 251H189V249H188ZM212 251V252H213ZM237 251H238V248H237ZM236 251V252H237ZM255 251V250H254ZM89 253H90V251H88ZM126 252V251H125ZM170 252V251H169ZM185 252V251H184ZM227 252V253H228ZM231 252H232V250H231ZM230 252V253H231ZM234 252V251H233ZM232 252V253H233ZM236 252H234L233 254L235 255V253ZM248 252V251H247ZM259 252V251H258ZM264 252V251H263ZM262 251H261V254L263 253ZM92 253V252H91ZM90 253V254H91ZM100 253L101 254H103L104 252L101 250L100 251ZM173 253V252H172ZM176 253V252H175ZM217 253H218V251H217ZM216 253V254H217ZM239 253V252H238ZM239 253V254H240ZM249 254L251 253V252H248ZM254 253H257V252H254ZM33 254H34V256H33ZM116 254V253H115ZM224 254V253H223ZM229 254V253H228ZM237 254V253H236ZM245 254V253H244ZM261 254L259 255V256H261ZM264 254V253H263ZM91 255H95L94 253L93 254H91ZM177 255V254H176ZM181 255V254H180ZM180 255H178V256H180ZM184 255V254H183ZM182 255V256H183ZM242 255H241V257H242ZM81 256V255H80ZM98 256H99V254H98ZM115 256V255H114ZM172 256H174V254H172ZM193 256V257H192ZM214 256H216V255H214ZM218 256V255H217ZM219 256H220V254H219ZM226 256V255H225ZM231 257L229 258L230 260H231V258H232V256L233 255H230ZM246 256H247V254H246ZM252 256H253V254H252ZM254 256H255V254H254ZM256 256H257V254H256ZM255 256V257H256ZM264 255H262V257H263ZM127 257V256H126ZM175 257H177V256H175ZM184 257V256H183ZM235 257H237V255L236 256H234V259H235ZM244 257V256H243ZM258 257V256H257ZM256 257V258H257ZM35 258H36V256H35ZM65 258V257H64ZM77 258V257H76ZM81 258H83L82 256H81ZM104 258H105V256H104ZM179 258V257H178ZM178 258H175L177 261H178ZM181 258V257H180ZM184 258V259H185ZM212 257H210V259H211ZM214 258V257H213ZM217 258V257H216ZM221 258H222V256H221ZM220 258V259H221ZM228 258V257H227ZM244 258H246V257H244ZM243 258V260H241L240 262H242L243 261V263H241V264H245V260L246 259H244ZM247 258H248V256H247ZM249 258H251L250 256H249ZM247 259V260H250V259ZM258 258H260V257H258ZM257 258V259H258ZM39 259V258H38ZM107 259V258H106ZM203 259V260H204ZM215 259V258H214ZM219 259V260H220ZM223 259V258H222ZM239 259V258H238ZM237 259V260H238ZM260 259H262V258H260ZM260 259H258V260H260ZM112 260V259H111ZM181 260V259H180ZM179 260V262H181ZM183 260V259H182ZM194 260V261H193ZM206 260V259H205ZM217 260V259H216ZM214 261V260H212L213 262V264H215L214 262H217V261ZM218 260V263L220 262ZM228 260V259H227ZM233 260V259H232ZM231 260V261H232ZM236 260V259H235ZM252 260V259H251ZM258 260H256V262H258L259 263V261ZM262 260H264V259H262ZM36 261H37V259H36ZM76 261V260H75ZM109 261V260H108ZM176 261V263L178 264L179 262H177ZM184 261H186V260H184ZM202 261V260H201ZM201 261H200V263H201ZM211 260H209V258L207 259V262H210ZM224 262H222V260H221V263H227L228 261H226L225 262V260H223ZM41 262V261H40ZM39 262V263H40ZM44 262V261H43ZM58 262V261H57ZM126 262V261H125ZM172 262H173V259H172ZM237 262V261H236ZM250 262H255L254 260L253 261H250ZM256 262L254 263V264H256ZM45 263V262H44ZM63 263V262H62ZM174 263V262H173ZM182 263V262H181ZM188 264V263H190L189 261L187 262H185V264ZM202 263H205V262H202ZM201 263V264H202ZM220 263V264H221ZM247 263H249V262H247ZM257 263V264H258ZM263 263H264V261H263ZM51 264V263H50ZM75 264H76V262H75ZM99 264V263H98ZM180 264V263H179ZM183 264V263H182ZM205 264H207V263H205ZM209 264H211V263H209ZM229 264H231V263H229ZM232 264H233V261H232ZM237 264H238V262H237ZM250 264V263H249ZM260 264V263H259Z\"/></svg>","mask_w":264,"mask_h":264}]
</instances>
